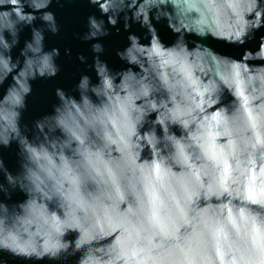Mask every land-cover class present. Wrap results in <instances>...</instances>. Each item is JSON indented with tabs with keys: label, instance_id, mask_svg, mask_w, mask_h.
Listing matches in <instances>:
<instances>
[{
	"label": "clouds",
	"instance_id": "9594fccd",
	"mask_svg": "<svg viewBox=\"0 0 264 264\" xmlns=\"http://www.w3.org/2000/svg\"><path fill=\"white\" fill-rule=\"evenodd\" d=\"M52 2L0 0V85L13 81L0 98V145L16 142L20 157L15 175L0 159V193L26 197L0 201V251L32 262L79 253L75 264H264V66L185 40L243 45L264 2L89 0L108 25L124 13L127 29L131 13L147 29V45L129 35L117 52L138 70L113 72L94 57L97 82L83 75L79 99L56 89L54 114L29 139L20 120L30 82L61 70L59 50H45L46 33L60 32ZM152 18L177 34L171 46ZM25 28L31 38L14 59ZM87 28L84 41L109 35L94 15Z\"/></svg>",
	"mask_w": 264,
	"mask_h": 264
},
{
	"label": "water",
	"instance_id": "95a60500",
	"mask_svg": "<svg viewBox=\"0 0 264 264\" xmlns=\"http://www.w3.org/2000/svg\"><path fill=\"white\" fill-rule=\"evenodd\" d=\"M264 2V0H262ZM103 7V5H101ZM50 11L56 15V19L60 25V32L57 35L46 33L45 50L52 48L59 50V56L56 63L60 66V72L52 78H37L32 80L31 93L26 97V108L21 114V128L23 133L32 139L36 134L35 123L45 116L54 114V106L58 105L59 100L56 96V89L63 90L66 94L72 95L79 99L76 91L77 84L83 75H88L92 83L97 82L96 73L92 67L94 57L98 56L113 72L126 70L128 65L125 61L120 60L117 56L118 51L124 50L129 45L128 36L135 35L140 38L142 44L147 45L150 36L145 27L131 19V13H128L129 27L125 29L124 13L120 14L118 22L115 26L107 24V16H101L97 6L89 3V0H53ZM96 16L105 20V27L108 29L109 35L98 38L96 40L84 41L81 37L88 31L87 19L89 16ZM37 21V25H39ZM152 24L156 29L160 41L165 46H171L177 40V34L173 33L167 26V21L161 19L157 21L152 18ZM252 39H249L243 45H230L223 41L216 40L210 36L204 39L191 34H185V40L188 47H195L196 43L209 47L215 53L234 59L247 67L264 66V20L261 21V27L255 30ZM31 33L25 28L20 33V43L13 50V58L19 57L20 50L24 46L26 40H30ZM93 43H100L104 51L102 53H94L91 49ZM67 50V54H66ZM85 57V61L81 62L78 57ZM22 60L23 58L20 57ZM13 83L10 75L7 80L0 85V98L6 92V89ZM233 98L225 90L223 103L228 104ZM154 118V115L153 117ZM159 132V129H157ZM179 134L177 129H173ZM59 135V133H57ZM0 159H3L6 169L13 175L20 172L19 148L16 142H12L10 146L4 147L0 145ZM0 183H5L3 174L0 173ZM25 194L19 190L11 191L9 196L0 193V201H3L10 207L14 204L22 202ZM75 234H70L66 239H74ZM79 253L69 258L67 261H23L17 259L7 252L0 251V264H75Z\"/></svg>",
	"mask_w": 264,
	"mask_h": 264
}]
</instances>
